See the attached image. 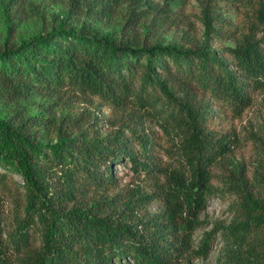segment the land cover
<instances>
[{
	"label": "trees",
	"instance_id": "trees-1",
	"mask_svg": "<svg viewBox=\"0 0 264 264\" xmlns=\"http://www.w3.org/2000/svg\"><path fill=\"white\" fill-rule=\"evenodd\" d=\"M88 1L85 8L73 0L52 24L0 46V264H114L123 256L132 264L182 261L206 205L209 166L224 147L208 128L206 97L239 116L250 105L249 89L264 88V0L235 30H226L236 39L229 54L243 76L206 45L154 43L148 30L129 25L121 36L104 34L84 16L110 21L119 2ZM136 3L148 5L146 13L159 7L152 0ZM203 13L207 30L219 35L213 8ZM6 19L12 31L11 14ZM71 97H97L110 106L117 114L113 132L103 137L85 128L90 118L67 116L60 104ZM136 114H153L175 136L181 164L169 171L168 187L153 194L168 218L155 230L136 215L140 190L120 188L113 169L127 159L156 168L138 159L140 152L151 153L148 136L125 132L127 118ZM46 132L54 134L53 143L42 141ZM240 186L226 234L241 264H264V187ZM193 252L205 255L207 241Z\"/></svg>",
	"mask_w": 264,
	"mask_h": 264
},
{
	"label": "rangeland",
	"instance_id": "rangeland-1",
	"mask_svg": "<svg viewBox=\"0 0 264 264\" xmlns=\"http://www.w3.org/2000/svg\"><path fill=\"white\" fill-rule=\"evenodd\" d=\"M93 1L100 4V0ZM167 1V8L161 11ZM81 2L87 8L89 1ZM118 2L112 14L114 19L111 18L110 21L107 18L103 21L89 16L84 18L95 24L104 34L121 36L122 27L129 25L135 26L134 29L148 30L154 43H172L185 48L206 45L216 51L220 58L229 61L230 70L243 76L229 54V50L236 45V39L226 37V30H235L240 26L247 15L245 12L253 11L260 0H152L159 3L161 9L158 11V7L148 13L145 11L148 5L136 3V0ZM70 3L73 0H0V46L6 41L16 42L25 31L38 28L41 24H52L54 16L65 12ZM206 6L213 8V26L219 30V35L207 30L203 15ZM7 14H11L14 21L12 31L8 30ZM242 80L246 81L243 77ZM249 90L250 105L239 116L233 114L221 101L206 97L210 103L208 128L213 141L224 146L223 153L209 166L207 201L199 212L200 225L188 244L192 249L186 247L184 259L176 264H241V259L235 255L236 244L228 240L226 234L227 228L236 217V206L240 201L237 187H241L240 183L253 190L264 187L261 184L264 180V88ZM91 99L92 101L71 97L60 104V110L72 118H90L85 128L106 137L113 132L110 121L116 118V111L97 97ZM34 100L45 101L41 96H34ZM86 110L91 113H86ZM39 111L36 103L33 112L37 114ZM56 112L59 114L60 111ZM127 122L130 123V129H125L126 134L137 132L147 135L151 141V153L145 155L140 152L139 162L156 168L147 170L142 165L135 167L133 161L127 159L115 163L113 169L120 188L140 190L137 195L135 193L134 198L140 199L136 215L141 218L140 222H148L151 230H155L157 224L166 223L168 218L165 217L162 199L154 198L153 194L160 192L164 186L168 187L167 177L170 170L175 167L181 169L178 146L173 144L177 140L163 130L153 114H136L135 117L127 118ZM53 136V133L46 132L42 135V141L53 143L56 140ZM10 176L17 184H23L21 176L15 173ZM5 206L11 208V201ZM140 222L138 228L141 230L143 227ZM166 237L169 239V235ZM37 240L40 242L39 237ZM204 241H207V252L198 256L193 250L200 249ZM114 260V264L133 263L129 256L114 257Z\"/></svg>",
	"mask_w": 264,
	"mask_h": 264
}]
</instances>
